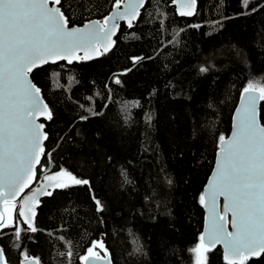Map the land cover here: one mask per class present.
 <instances>
[{"label": "trees", "instance_id": "1", "mask_svg": "<svg viewBox=\"0 0 264 264\" xmlns=\"http://www.w3.org/2000/svg\"><path fill=\"white\" fill-rule=\"evenodd\" d=\"M173 1L148 0L99 58L31 73L53 114L43 120L48 139L38 177L68 170L91 185L53 187L40 197L38 231H22L18 247L15 222L0 229L8 264H21L24 252L40 264H81L78 257L100 240L113 264L194 263L191 250L205 222L199 197L218 137L228 136L243 88L264 87V0H251L247 9L241 0H197L191 17L179 15ZM114 4L67 0L62 10L70 25H81L103 20ZM135 57L143 59L134 63ZM259 108L264 124V101ZM69 250L72 257L62 255ZM221 251L211 249L207 264H227ZM247 264H264V255Z\"/></svg>", "mask_w": 264, "mask_h": 264}, {"label": "snow or ice", "instance_id": "2", "mask_svg": "<svg viewBox=\"0 0 264 264\" xmlns=\"http://www.w3.org/2000/svg\"><path fill=\"white\" fill-rule=\"evenodd\" d=\"M180 6L181 16L196 14L197 0H174ZM251 0H241L247 9ZM146 0H115L114 11L103 20H88L83 26H72L62 10L67 0H0V229L15 222L14 246H19L21 232L35 233L36 207L39 197L51 196L44 186L27 196L19 211L26 228L14 221L15 198L36 179L35 166L44 154L43 141L47 134L39 117L53 119L52 110L44 102L41 89L30 79L34 69L57 61H86L94 59L90 52L104 55L116 41L112 37L124 20L129 27L140 16ZM69 11L73 10L68 5ZM255 11L256 9H251ZM193 27H200L194 25ZM101 48L103 49L101 51ZM83 52V55L79 53ZM142 57L133 58L134 63ZM209 71L207 67L199 69ZM115 83L120 84L119 79ZM264 101V87L248 83L243 88L240 105L236 109L233 131L229 137H218V159L215 171L199 202L208 210L207 227L199 243L191 251L195 264H207V253L217 244L224 248L227 264H247L251 257L264 254V124L260 120L259 104ZM132 107H138L134 101ZM127 107V106H126ZM92 115H97L89 109ZM87 115L81 120H87ZM148 121L151 116H147ZM62 177L68 183H55L56 188L89 186L88 179L78 178L71 171L61 170L45 181ZM52 186V185H49ZM223 197L221 211L219 198ZM96 210L102 212V202L93 196ZM231 219H228V216ZM231 225L232 231L228 230ZM63 239V237H60ZM104 255H101V251ZM72 257L69 250L62 253ZM26 264H40L38 259ZM81 264H112L111 254L102 240L93 241L83 255ZM0 264H8L4 248L0 246Z\"/></svg>", "mask_w": 264, "mask_h": 264}, {"label": "water", "instance_id": "3", "mask_svg": "<svg viewBox=\"0 0 264 264\" xmlns=\"http://www.w3.org/2000/svg\"><path fill=\"white\" fill-rule=\"evenodd\" d=\"M147 2H148V0H146V3H145V5L143 6V7H146V4H147ZM174 2V1H173ZM174 5H175V7H176V9H177V12H178V14L180 15V6H179V3L178 2H174ZM197 5H198V3H197ZM141 8L140 9V15H141V12H142V10L144 9V8ZM197 8H198V6H196V11H197ZM114 11H116V9L113 7L112 8V10H111V12L109 13V15L108 16H110ZM192 16H194V15H192ZM140 17V16H139ZM139 17L136 19V20H134L133 21V24L135 23V21H137L138 19H139ZM188 17H191V16H188ZM92 20H99V19H92ZM85 23V22H84ZM123 23H125L127 26H128V24L124 21V20H121V21H119V28H118V30L116 31V34L112 37V39L113 40H115L116 41V37H117V34L119 33V31H120V29H121V25L123 24ZM70 27H72V26H83V23L81 24V25H69ZM133 26V25H132ZM129 27V26H128ZM116 44V43H115ZM115 46V45H114ZM114 46H111V49L110 50H112L113 48L112 47H114ZM103 49L101 48V51H102ZM109 52V51H108ZM80 55H83V52H81V53H79ZM90 55H93L95 58H99L101 55H96V53H94V52H90ZM94 58V59H95ZM91 60H93V59H91ZM57 62H61V61H57ZM56 62V63H57ZM73 62H75V61H73ZM47 65V64H46ZM46 65H42L41 67H44V66H46ZM41 67H39V68H41ZM35 70V69H34ZM33 70V71H34ZM30 79L32 80V82L36 85V83L33 81V79L31 78V74H30ZM37 86V85H36ZM39 87V86H38ZM40 88V87H39ZM41 89V88H40ZM41 95H42V97H43V100H44V102L46 103L47 101H45V98H44V96H43V93H42V90H41ZM240 97H241V94H240ZM48 106H49V104L48 103H46ZM239 105H240V98H239V101H238V104H237V106H236V108H234L235 110H234V113H233V116H232V120H231V122H232V126H231V130H230V132H229V134H227L228 136L227 137H229L230 135H231V133H232V131H233V125H234V117H235V113H236V109L239 107ZM261 105V102H260V104H259V106ZM49 108H50V106H49ZM259 111H260V108H259ZM261 119V118H260ZM43 120H47L45 117H43V116H41V117H39V119H38V123H40V124H43L44 125V129H43V131L47 134V139H48V133H47V131H46V124L44 123V121ZM262 123V122H261ZM47 139L46 140H44L43 141V148H44V152H45V150H46V142L45 141H47ZM218 148V147H217ZM217 159H218V149H217V152H216V158H215V164H214V167H213V169H212V172L209 174L210 176H209V178H208V181H207V183H206V185H205V187H203L204 189H203V193L206 191V189H207V186H208V184H209V181L211 180V178H212V176H213V173H214V171H215V167H216V161H217ZM42 160H43V155H41V157H40V163L39 164H37L36 166H35V172H36V179L35 180H33L31 183H30V185H29V187L28 188H24L23 189V191L22 192H20L19 193V195H17L16 196V198H15V202H17V201H19V209H18V213H19V211L21 210V206H22V204H23V201H24V199L27 197V196H31L32 195V193L37 189V188H39V187H41V186H44L45 187V189H46V191H50V190H52L53 189V187H54V185H55V183H57V181H52V182H48V181H45V177L46 176H50L49 174H47V175H44L43 176V180H41L37 185H36V180L38 179V167L41 165V163H42ZM49 185H52V186H49ZM42 196H45V195H42ZM42 196H40V197H42ZM39 197V198H40ZM224 199H223V197H221V198H219V200H218V207L220 208V210L222 211L223 210V204H224ZM0 210H3V204L2 203H0ZM204 211H205V222H204V226H203V231H202V233H204L205 232V230H206V227H207V220H208V210L204 207ZM228 219L230 220L231 219V216H230V214H229V216H228ZM36 223V222H35ZM228 230L229 231H232V228H231V225L229 224L228 225ZM217 246H221V248H222V251L221 252H223V257H224V248H223V245L222 244H217L215 247H217ZM214 247V248H215ZM213 249V248H212ZM261 255H264V254H261ZM260 255V256H261ZM33 259H35V258H29V260H33ZM111 261H112V264H113V260H112V257H111ZM226 261V260H225ZM21 264H26V261L24 260Z\"/></svg>", "mask_w": 264, "mask_h": 264}, {"label": "rangeland", "instance_id": "4", "mask_svg": "<svg viewBox=\"0 0 264 264\" xmlns=\"http://www.w3.org/2000/svg\"><path fill=\"white\" fill-rule=\"evenodd\" d=\"M41 178V177H40ZM19 206H17L16 208H17V210L15 209L14 210V212H13V217H14V220H16L17 219V217L19 216V213H18V208ZM18 213V214H17ZM193 264H195V259H194V263Z\"/></svg>", "mask_w": 264, "mask_h": 264}, {"label": "flooded vegetation", "instance_id": "5", "mask_svg": "<svg viewBox=\"0 0 264 264\" xmlns=\"http://www.w3.org/2000/svg\"><path fill=\"white\" fill-rule=\"evenodd\" d=\"M38 174H39V173H38ZM47 174H49V173H44V174H42V175H41V178L38 177V179L36 180V182H37L36 185H37L41 180H43V176H44V175H47ZM18 206H19V201H18Z\"/></svg>", "mask_w": 264, "mask_h": 264}]
</instances>
